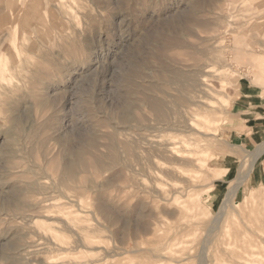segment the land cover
<instances>
[{"label":"rangeland","instance_id":"rangeland-1","mask_svg":"<svg viewBox=\"0 0 264 264\" xmlns=\"http://www.w3.org/2000/svg\"><path fill=\"white\" fill-rule=\"evenodd\" d=\"M263 23L264 0H0V264H264V134H232Z\"/></svg>","mask_w":264,"mask_h":264},{"label":"crops","instance_id":"crops-1","mask_svg":"<svg viewBox=\"0 0 264 264\" xmlns=\"http://www.w3.org/2000/svg\"><path fill=\"white\" fill-rule=\"evenodd\" d=\"M239 108L240 114L248 117L243 124L234 128L232 134L248 146V143L256 142L264 134V81L262 86L258 84L243 87ZM263 154L256 160H260Z\"/></svg>","mask_w":264,"mask_h":264},{"label":"bare ground","instance_id":"bare-ground-1","mask_svg":"<svg viewBox=\"0 0 264 264\" xmlns=\"http://www.w3.org/2000/svg\"><path fill=\"white\" fill-rule=\"evenodd\" d=\"M61 2H63V1H61ZM254 2V1H253ZM20 3V2H19ZM6 4V3H5ZM10 4V3H9ZM15 4H13V6H14ZM19 5V4H18ZM62 5H63V3H62ZM5 6V5H4ZM9 7V6H8ZM20 7V6H19ZM8 9V8H7ZM19 9V8H18ZM5 10V9H4ZM13 10V9H12ZM32 10V9H31ZM11 11V10H10ZM5 12H6V10H5ZM4 12V13H5ZM22 12V11H21ZM14 13V12H13ZM21 14V13H20ZM4 16V15H3ZM5 17V16H4ZM16 17V16H15ZM8 19V18H7ZM12 19V18H11ZM6 20V19H5ZM7 21V20H6ZM10 21V20H9ZM12 21V20H11ZM16 21H18V20H16ZM8 22V21H7ZM9 23V22H8ZM15 23V22H14ZM18 23V22H17ZM21 23V22H20ZM19 23V24H20ZM14 26V25H13ZM16 26V25H15ZM253 28L254 29H256V30H262V29H264V23L263 24H261V25H258V24H254L253 25ZM16 41V40H15ZM18 43V42H17ZM260 58L262 59V62H260L259 64H258V66H257V68H258V72L260 71V74H263L264 75V54H260ZM255 61H259L258 60V58L257 59H255ZM256 65V64H255ZM162 104L160 103V102H155L154 104H153V111L155 112V114H156V116L158 117V118H163V117H165V116H163V109H162ZM174 112V111H173ZM176 112V111H175ZM170 114H171V112H170ZM175 114V113H174ZM176 116V115H175ZM174 116V117H175ZM177 117H179L178 116V114H177ZM184 117V116H183ZM182 117V118H183ZM180 118V117H179ZM181 118V119H182ZM172 119V118H171ZM176 119V118H175ZM160 119H158V121H159ZM169 120V119H168ZM161 121V120H160ZM173 121V120H172ZM179 121V120H178ZM177 121V122H178ZM180 122V121H179ZM168 123V122H167ZM184 123L186 124V127L185 128H188V127H192L193 129H195L196 131H198V132H204L205 130H208V128H207V125L208 126H211V125H213L214 124V121H212V120H210L209 118H207V117H205V116H197L194 120H191V123L190 124H188V122H185L184 121ZM169 124V123H168ZM177 124V123H176ZM179 124V123H178ZM182 144L185 146L184 148H186L187 149V147L189 146L186 142H182ZM166 148H165V151L167 152V153H169V154H171V155H173L174 157H175V159L176 160H174L175 162H180V161H183V160H177V159H184V158H187V156H188V152H186V150H181V149H179L178 147H176L174 144H167L166 146H165ZM190 158V157H189ZM257 161V160H256ZM184 163V162H183ZM254 166V165H253ZM252 168V167H251ZM69 172L72 174V173H74V168L72 169V168H70L69 169ZM250 174V173H249ZM245 178V177H244ZM243 180V179H242ZM241 180V181H242ZM242 182H244V181H242ZM240 185V184H239ZM237 190H238V188L235 190V192H233V196L232 197H235V195H236V192H237ZM264 194V193H263ZM230 202H232V201H229V203ZM227 237H228V235H227ZM229 238H231V237H229ZM228 238V239H229ZM243 238V237H242ZM244 238H246L245 236H244ZM229 240H231V239H229ZM231 241H233V240H231ZM230 241V242H231ZM247 241V240H246ZM229 244V243H228ZM231 244V243H230ZM235 244V243H234ZM233 243L231 244V246L232 245H234ZM244 245H246V244H244ZM243 245V246H244ZM250 245H252V244H250ZM249 245V246H250ZM230 246V247H231ZM253 247V246H252ZM247 248H249V247H247ZM254 248V247H253ZM246 250V249H245ZM244 250V251H245ZM250 250H252V249H250ZM248 252V251H247ZM246 253V252H245ZM252 253H253V251H252ZM203 255H204V253H203ZM247 255V254H246ZM250 255V254H249ZM203 257V256H202ZM202 259V258H201ZM202 261H203V259H202ZM201 261V262H202ZM221 263H223V262H221ZM223 264H225V263H223Z\"/></svg>","mask_w":264,"mask_h":264}]
</instances>
